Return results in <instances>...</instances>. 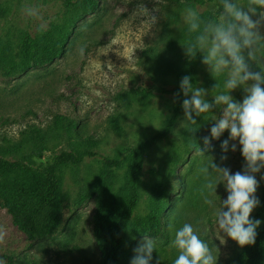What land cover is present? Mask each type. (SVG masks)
<instances>
[{"label":"rangeland","instance_id":"rangeland-1","mask_svg":"<svg viewBox=\"0 0 264 264\" xmlns=\"http://www.w3.org/2000/svg\"><path fill=\"white\" fill-rule=\"evenodd\" d=\"M61 1L0 0V158L39 167L52 163L62 152L75 151L127 161L120 169L105 168L101 157L87 158L80 166L61 167L62 223L34 242L18 230L0 201V233L4 237L0 264H101L95 234L98 202L123 190L129 151L162 135L173 116L172 91L187 56L182 46L188 42L184 10L193 7L202 15L216 10L213 5L187 0H99L100 10L78 23L60 59L26 74L5 77L1 68L17 61L23 34L35 32L41 24L47 28L52 19L65 15ZM238 2L245 5L247 0ZM26 7L38 8L43 20L28 16ZM259 30L264 34V26ZM202 59L194 86L205 89V99L214 104V95L225 91L224 77L215 79ZM229 94L241 103L246 95L242 87ZM222 110L223 106H214L201 116L193 113L197 125H189L182 109L172 132L143 152L141 200L128 227L121 264H132L145 237L156 243L150 264H174L179 253L172 241L185 223L198 230L213 249L217 264H228L243 249L216 224L219 200L228 195L224 184H218L217 196L211 197L215 208L205 204L200 194L204 183L200 168L211 158L232 174L243 172L246 166L238 141H230L229 151L223 152L221 145L229 138L228 130L219 138L211 137ZM31 125L40 129L21 133ZM204 137L210 140L207 146ZM232 143H236L235 152ZM222 155L227 159L221 160ZM254 175L260 203L264 168ZM151 214L159 217L160 233L140 235L136 227Z\"/></svg>","mask_w":264,"mask_h":264},{"label":"clouds","instance_id":"clouds-1","mask_svg":"<svg viewBox=\"0 0 264 264\" xmlns=\"http://www.w3.org/2000/svg\"><path fill=\"white\" fill-rule=\"evenodd\" d=\"M220 4L221 10L216 17H204L196 8H185L184 21L190 38L182 46L189 58L201 54L202 63L208 66L215 79L224 77L225 91L214 95L213 104L205 99L207 91L194 86L190 76L182 78L180 89L185 97L191 94L182 105L189 125H197L193 113L201 116L214 106H223V115L211 128V137L219 138L228 130L229 138L221 145L223 152L229 151L230 141H238L241 146L246 162L244 171L232 174L229 168L221 167L211 158L200 168L204 178L200 194L205 204L215 208L211 197L217 196L218 184H224L228 195L226 200H219L216 224L221 232L243 247L255 243L256 229L261 223L250 219V215L259 204L255 196L258 181L254 174L264 168V34L259 30L264 26V0H247L245 5L238 0H220ZM25 12L43 20L36 7H26ZM254 16L259 18L253 19ZM151 19L156 23L154 15ZM41 28H46V24H41ZM79 53L84 55L83 47ZM254 65L258 71L254 70ZM238 87L246 93L242 103L229 94ZM203 143L209 145V138L204 137ZM231 151H236V143L231 144ZM226 159V155L221 156V160ZM3 238L0 233V241ZM172 246L179 253L174 264H217L218 256L189 223L176 231ZM154 250L155 241L145 237L144 243L135 250L137 255L132 264H150Z\"/></svg>","mask_w":264,"mask_h":264},{"label":"trees","instance_id":"trees-1","mask_svg":"<svg viewBox=\"0 0 264 264\" xmlns=\"http://www.w3.org/2000/svg\"><path fill=\"white\" fill-rule=\"evenodd\" d=\"M187 1L199 5L210 4L216 8L215 11L203 14L204 17H216L221 10L220 0ZM61 3L66 10L61 19L54 18L47 28H38L35 32L23 34L17 61L13 59L8 67L1 68L5 77L26 74L32 69H39L56 62L66 53L68 42L78 23L100 10L99 0H62ZM189 38L188 34V40ZM201 58L202 55L199 53L194 59L185 57L184 70L180 73L178 83L172 91L175 96L173 116L164 133L129 151V169L125 187L109 200L103 199L98 202L95 234L100 247L101 264L122 263L128 227L141 200L142 154L149 145L171 133L176 126L181 117L185 99L180 89V82L184 76H190L194 84L196 68ZM253 68L259 70L255 65ZM31 128L40 129L36 125H31L21 133L25 134ZM93 157H101L107 169H120L127 161L122 158L100 156L93 152L78 154L75 151L62 152L53 159L52 163L39 167L20 160L11 161L0 158V201L4 203L12 216L14 225L29 242L37 241L52 233L62 223V181L59 169L69 165L80 166L87 158ZM158 218L157 214H151L147 220L142 221L141 226L136 227L138 233L143 236H157L160 233ZM250 219L261 221L256 229L255 243L244 246L228 264H264V183L258 210ZM162 264L171 263L165 261Z\"/></svg>","mask_w":264,"mask_h":264}]
</instances>
